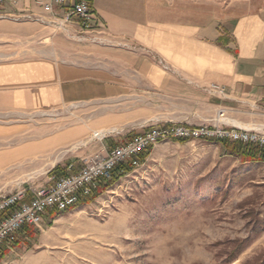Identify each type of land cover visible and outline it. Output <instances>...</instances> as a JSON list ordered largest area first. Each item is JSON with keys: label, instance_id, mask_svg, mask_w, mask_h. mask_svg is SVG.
<instances>
[{"label": "rangeland", "instance_id": "rangeland-1", "mask_svg": "<svg viewBox=\"0 0 264 264\" xmlns=\"http://www.w3.org/2000/svg\"><path fill=\"white\" fill-rule=\"evenodd\" d=\"M6 10L17 12L13 6ZM71 30L48 27L40 39L0 43V52L18 47L64 53L99 45L79 41V30ZM211 103L204 97L195 103L166 100L138 90L96 107L4 117L0 196L44 186L56 167L64 172L99 150L93 133L112 131L103 142L110 147L167 122L213 125ZM228 119L236 127L258 129L264 126V102L254 110L228 113ZM38 231L0 264H264V162H242L205 140L163 139L94 202L54 220L44 216Z\"/></svg>", "mask_w": 264, "mask_h": 264}, {"label": "crops", "instance_id": "crops-1", "mask_svg": "<svg viewBox=\"0 0 264 264\" xmlns=\"http://www.w3.org/2000/svg\"><path fill=\"white\" fill-rule=\"evenodd\" d=\"M92 8L111 45L0 52V119L96 107L138 90L166 100L209 98L214 116L264 102V0H92ZM14 9L5 12L48 16L31 0ZM47 28L4 19L0 43L37 40ZM96 36L91 32L83 42ZM212 84L225 87L227 97L209 95Z\"/></svg>", "mask_w": 264, "mask_h": 264}, {"label": "built area", "instance_id": "built-area-1", "mask_svg": "<svg viewBox=\"0 0 264 264\" xmlns=\"http://www.w3.org/2000/svg\"><path fill=\"white\" fill-rule=\"evenodd\" d=\"M20 1L0 0V19L40 23L54 28L56 32L69 34L75 28L80 32L79 41L86 40L89 33L96 32L97 36L90 38L93 43L111 45L107 39L102 38L106 35L105 26L99 23L92 8V0H31L48 14L47 17L29 10L15 16L2 12L5 6L17 7ZM206 91L218 99L227 97L225 87L217 84L210 85ZM228 120L227 110L220 109L212 121L213 125H172L151 129L111 149L103 144L111 133H93V140L101 144L99 150L81 158L77 163L68 164L63 174H52L51 171L44 186L21 187L7 196H0V214L9 212L7 217L0 219V245L25 226L40 228L43 217L49 213L66 212L74 208L82 199L94 193L101 180L110 179L115 168L136 159L145 148L154 147L163 139L221 140L253 145L264 150V130L243 129Z\"/></svg>", "mask_w": 264, "mask_h": 264}, {"label": "trees", "instance_id": "trees-1", "mask_svg": "<svg viewBox=\"0 0 264 264\" xmlns=\"http://www.w3.org/2000/svg\"><path fill=\"white\" fill-rule=\"evenodd\" d=\"M172 126L171 124H165L162 127H168ZM151 130V129H149ZM148 130V131H149ZM137 135H129L126 137L125 141L120 144H112V146L108 148H113L117 145L126 144L130 141H132ZM177 142L180 143H187L191 140L188 139H175ZM210 143L218 144L223 147L225 152H227L229 155L234 156L238 159H240L242 162H250V163H259L264 162V150L253 145H245L238 142H229V141H221V140H205ZM153 150V146H148L145 148L140 155L134 159L129 160L122 165L115 168L111 174V178L107 180H101L99 182L98 188L94 191V193L85 199H82L78 205H76L74 208H71L67 210L66 212H51L49 213L52 216V220L55 218L63 216V214L70 213L71 211L85 207L86 205L94 202L101 194H103L105 191L110 189L111 187L115 186L124 176L132 172L139 164H142L147 156L151 153ZM136 163V164H134ZM53 173L55 174H63V171L60 167H56L53 170ZM9 215V212H4L0 214V219L5 218ZM39 234L38 228L31 227V226H25L23 227L18 233H16L14 236L8 238L2 245H0V263L8 256L10 251L17 248L19 245H21L22 241L33 239ZM235 260V259H234Z\"/></svg>", "mask_w": 264, "mask_h": 264}, {"label": "bare ground", "instance_id": "bare-ground-1", "mask_svg": "<svg viewBox=\"0 0 264 264\" xmlns=\"http://www.w3.org/2000/svg\"><path fill=\"white\" fill-rule=\"evenodd\" d=\"M241 128V127H240ZM105 132H112V131H102V133H105Z\"/></svg>", "mask_w": 264, "mask_h": 264}]
</instances>
